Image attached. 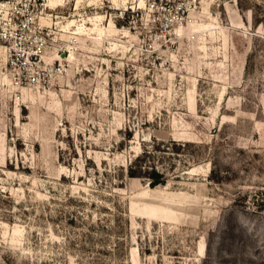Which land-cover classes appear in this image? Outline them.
Listing matches in <instances>:
<instances>
[{"label": "rangeland", "instance_id": "rangeland-1", "mask_svg": "<svg viewBox=\"0 0 264 264\" xmlns=\"http://www.w3.org/2000/svg\"><path fill=\"white\" fill-rule=\"evenodd\" d=\"M0 264H264V0H0Z\"/></svg>", "mask_w": 264, "mask_h": 264}]
</instances>
